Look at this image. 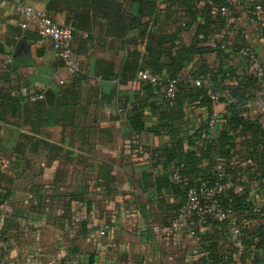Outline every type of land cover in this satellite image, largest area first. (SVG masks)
Returning <instances> with one entry per match:
<instances>
[{
  "label": "crops",
  "instance_id": "0c3cea01",
  "mask_svg": "<svg viewBox=\"0 0 264 264\" xmlns=\"http://www.w3.org/2000/svg\"><path fill=\"white\" fill-rule=\"evenodd\" d=\"M23 1L59 24H76L71 46L83 70L78 76L67 72L54 57L50 40L20 19L9 0H0V264L199 261L209 228L201 227L193 236L172 229L181 196L177 188L161 184L168 169L152 159L151 152L171 145L173 137L182 139L181 149L186 151V136L212 114L193 103L174 122L175 134L168 127L154 128L155 106H165L161 91H142L124 70L130 52L144 53L145 41L135 38L143 23L148 22L153 32L176 29L177 24L166 18L167 4L157 0L156 22L142 17L131 29L130 18L139 11L135 1ZM231 3V16L219 12L223 21L213 28L230 72L223 86L229 90L246 85L250 119L263 124L257 99L264 93V78L250 84L245 75L251 72L236 46L242 40L264 66V36L246 14L245 2ZM196 23H204L203 10ZM196 23L180 33V43H192ZM210 40L186 64L183 75L200 79L217 64ZM224 105L215 111L214 127H208L210 138L219 134L225 121ZM133 108L142 112L145 130L139 133L130 126ZM231 134L240 153L230 161L242 173L253 215L234 219L242 225V235L227 225L224 235L232 249L227 264H254L257 254L264 259V176L247 173L250 168L252 175H259L250 167V150L256 145L251 134L239 128Z\"/></svg>",
  "mask_w": 264,
  "mask_h": 264
},
{
  "label": "trees",
  "instance_id": "16d2710c",
  "mask_svg": "<svg viewBox=\"0 0 264 264\" xmlns=\"http://www.w3.org/2000/svg\"><path fill=\"white\" fill-rule=\"evenodd\" d=\"M130 1H135L139 5L138 16L130 18L129 27L131 29L136 27V24L142 17H148L149 20L152 19L154 23L156 22L160 12L156 4L157 0ZM159 1L167 4L166 9L169 8V10L166 18L170 19L171 23L177 24L176 29L170 33L162 31L153 32L150 30V24L148 22L143 23V28L136 31L135 38L145 41L144 53L141 54L136 50L130 52L124 62V70L129 72L131 78L133 77L139 83L142 91L146 90L148 93L155 92V94L160 93L158 92L159 90L161 91L165 106L162 108L160 104L159 106H155L158 110V121L154 128L163 129L168 127L172 135L176 132L174 122L180 120L185 115L189 105L195 103L198 107H204L210 115L219 110L220 103L225 102L224 109L221 112L225 121L220 126L221 128L217 136L210 138V130L207 124L208 120L194 130L193 133L186 136V142L189 146L186 151L181 149L182 139L173 137L171 145L152 151L151 156L156 162H160L163 168L168 169L164 173V177L160 179L162 181L161 184L173 189L177 188L181 196V201L177 204L171 221L176 217L178 208L185 202L188 187L202 180H207L210 183L215 182L217 180L216 168L220 167L224 172L231 174V179L241 186V190L238 192L228 189L220 195V203L223 206L232 207L234 213L233 220L218 222L208 218L206 224L202 227L209 228L207 230L210 231L207 235L209 242L203 247L205 254L199 261L194 263L227 264L231 259L230 253L232 250L230 240L224 235V232H229L227 225L232 227L233 224H240V222L234 221V219L247 220V217L249 218L250 215H253L251 212L253 201L249 199L248 191L243 187L240 178L242 173H238L239 166L236 167L230 161L234 158V155L238 156L240 153V150L236 148L234 136L231 132L239 128L241 131L251 134V143L257 146L255 145V148L250 150V154L253 156L251 157L252 162L250 167H256L259 175H252L249 172L250 168H247V173L250 176H264V124H260L256 120H253V118L250 119V108L249 106L245 107L246 97L243 91L246 85L229 90H226L223 86V80L230 72L224 67L223 55L226 54L221 49L222 41L214 36L213 28L223 21L222 16L219 14L221 6H227L232 14L231 0ZM240 1L245 2L246 14L253 19L250 14L252 10L251 2L249 0ZM255 1L264 9V0ZM171 6H174L173 10L170 9ZM211 8L213 12H211ZM201 10L204 13V23L198 24L196 23V18ZM113 11L116 13L115 5L113 6ZM195 23L196 32L192 43L190 45L180 43V33ZM71 27L74 30L76 24L73 23ZM208 39H213L215 42L213 49L217 53V64L208 71L205 77L200 78L202 82L199 86L192 84L191 81L180 82L176 86V91L172 98L167 100L164 93L168 79H173L178 75L186 76L190 79L197 77L195 75V77L183 75L181 72L195 54H201L203 52L201 45ZM242 47L244 46L242 40H240L236 46V50L240 52ZM244 65L248 69V58L246 56H244ZM138 71H146L155 76L158 81L151 82L139 79L137 77ZM245 77L253 86L256 85L257 80H260L252 72L246 74ZM211 94L214 95V98L210 97ZM250 98H253V96L251 95ZM185 101H187V105L184 104ZM122 109H124V106H122ZM133 110L132 117L130 118V126L135 132L139 133L145 130L142 122V112L135 110V108ZM259 135H261L260 139H258ZM205 160L206 163L202 166ZM174 170H177L183 178L180 183H174L169 179L170 174ZM262 220L264 224V216H262ZM261 236L264 238V231L261 232ZM221 241L225 243V246H220ZM263 262L264 259H262L261 254H257L253 259L254 264H262Z\"/></svg>",
  "mask_w": 264,
  "mask_h": 264
},
{
  "label": "built area",
  "instance_id": "2783aa9c",
  "mask_svg": "<svg viewBox=\"0 0 264 264\" xmlns=\"http://www.w3.org/2000/svg\"><path fill=\"white\" fill-rule=\"evenodd\" d=\"M19 16L20 19L30 22L36 27L37 33L45 38H48L51 42V48L54 57L60 60L63 67L72 75H78L82 72V63L74 55L71 46L72 27L69 25H62L53 21L48 15L38 8H35L23 0H9ZM252 4L251 17L258 25L259 31L264 36V9L255 0H249ZM220 12L229 17L231 15L230 9L227 6H221ZM212 45H215L214 40H210ZM223 47V45H221ZM240 53L248 58V70L252 72L258 79L264 78V66L259 62L253 51L248 47H242ZM9 61V59H8ZM137 77L139 79L148 80L151 82H157L158 79L149 74L146 71H138ZM191 81L192 84L199 86L201 84L200 79H190L189 77L178 75L173 79L166 81V88L164 96L167 100H170L176 91V86L180 82ZM41 94H35V97H41ZM214 98V95H210ZM259 110L264 115V93L257 99ZM217 119V114L213 113L208 121V127L213 128ZM264 124V118H263ZM217 180L215 182H208L202 180L194 185H191L187 189L186 200L178 208L176 217L171 221L172 229L176 231H185L189 235H195L196 231L204 226L211 218L215 221H232L233 209L231 206H223L220 203V195L228 189H232L234 192L241 190V186L231 179V174L224 172L220 167L216 168ZM170 181L174 183H180L182 177L177 170H174L170 176ZM232 231L238 235L243 234L241 224H233ZM101 235L104 234V230H100ZM2 236L0 235V242Z\"/></svg>",
  "mask_w": 264,
  "mask_h": 264
}]
</instances>
